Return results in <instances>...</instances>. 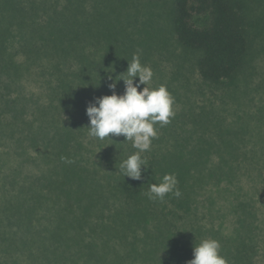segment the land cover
Instances as JSON below:
<instances>
[{
  "label": "trees",
  "instance_id": "16d2710c",
  "mask_svg": "<svg viewBox=\"0 0 264 264\" xmlns=\"http://www.w3.org/2000/svg\"><path fill=\"white\" fill-rule=\"evenodd\" d=\"M81 5L67 0L55 10L49 4L54 15L32 26L41 31V42L25 46L32 51L30 64L41 69L34 77L43 91L22 102L23 96L8 99L0 93V138L11 148L4 152V165L10 153L19 164L0 169V264H186L203 239L217 240L228 264H264L263 151L244 149L233 135L229 151L215 150L226 138L222 133L216 141L200 138L187 150L174 130L170 137L157 133L150 150L141 153L148 165L141 180H132L119 170L137 151L132 142L89 135L86 106L112 94L109 77L121 74L135 48L132 42L121 47L120 38L109 41L115 34L130 39L121 24L130 18L120 20L124 5L108 7L113 25L97 39L81 23ZM243 5V0H173V34L194 54L201 79L230 84L242 69L249 50ZM35 6L38 13L41 6ZM5 14L18 18L11 9ZM98 47L124 55L117 69H111L110 55H98ZM165 174L176 175L181 196L150 200L149 185ZM222 196L232 216L227 231L226 215L215 207L214 197Z\"/></svg>",
  "mask_w": 264,
  "mask_h": 264
},
{
  "label": "rangeland",
  "instance_id": "374dc122",
  "mask_svg": "<svg viewBox=\"0 0 264 264\" xmlns=\"http://www.w3.org/2000/svg\"><path fill=\"white\" fill-rule=\"evenodd\" d=\"M80 1L84 11V16H80L81 23L91 27L93 38L96 39L97 33L99 36L101 32L105 35L110 33L107 31L110 29L109 24L113 25L115 15L108 7L124 5L122 17L119 19L130 18V21L126 25L119 23L124 26L130 39L128 41L125 37H118L115 34L111 35L113 37L109 41L120 38L117 41L121 47L132 42L135 48L134 54L139 55L140 62L150 67L154 73L148 86L151 88L166 86L175 100L173 105L175 116L171 118V123L163 127L157 124V133L170 137L169 133L174 130L186 140L184 147L187 150L200 138L207 137L216 141L219 133H222V136L226 138H222V144L215 150L229 151L232 143L229 135H233L238 138L236 142H244V149L250 152L254 150L264 152V0H243L246 11L243 21L247 31L249 50L242 69L230 84L228 82L212 84L200 78L194 54L179 46L173 34L170 23L173 0ZM5 2L7 6H4L0 0V93L8 99L23 96L25 98L20 101L22 102L28 100L31 95H36V92L43 91L42 81L34 77V74L41 69L37 65L30 64L32 51L30 53L27 51L26 46L29 43L25 46V43L29 41L41 42L38 36L41 31L38 28L33 31L32 26L46 23L49 17L54 15L55 11H49V4L56 10L58 3L63 6L67 0H14L13 2L5 0ZM119 2L122 4L120 5ZM34 3L41 6L38 13ZM7 9L15 12L18 18L6 19ZM57 11L62 12L60 8ZM25 24L29 25L23 28L22 25ZM116 27L115 25L112 27L114 33H116ZM43 31L47 32V28L42 27ZM102 40L106 41L104 38ZM129 47L126 48L127 51L132 50ZM86 50L95 51L93 46H88ZM97 53L98 55L101 53L100 57L103 58L110 55L111 69H117L118 66L115 65L120 64L124 56L118 57L117 49L115 53L112 50L101 52L100 47ZM46 58L48 57H43V59ZM27 64L28 71L25 68ZM102 67L100 64L99 68ZM125 67L127 68V65H121V73L126 71ZM42 70L45 69L42 68ZM96 77L93 76L94 79ZM135 80H138V77L134 78V82ZM4 84L9 85L8 91L4 89ZM116 85L118 88L115 92L123 94V81L116 82ZM143 87L141 85V88ZM25 104L29 106L28 102ZM27 110L29 111V108ZM0 142V169L6 170L8 166L18 167L19 164L16 165L12 153L5 155L7 164L4 165V152L11 148L8 147L6 139L0 138ZM207 149L204 147V151H211ZM241 182L243 189H247V179L244 178ZM229 189H235V187L231 185ZM214 198L217 199L215 207L220 213L226 215L222 220L223 227L225 231L230 230L232 216L229 214L228 202L223 200L224 196ZM219 220L217 217L215 223Z\"/></svg>",
  "mask_w": 264,
  "mask_h": 264
},
{
  "label": "clouds",
  "instance_id": "9594fccd",
  "mask_svg": "<svg viewBox=\"0 0 264 264\" xmlns=\"http://www.w3.org/2000/svg\"><path fill=\"white\" fill-rule=\"evenodd\" d=\"M153 75L151 68L143 65L139 55L134 54L131 62L127 61L126 71L117 75L120 79H116L117 76L114 79L109 77L112 82L108 84V88L112 94L94 97L85 108L90 136L100 140L109 139V134L113 137L123 136L124 142L131 141L132 147L137 150L121 161L119 170L123 178L141 180L142 168L148 166L141 153L149 151L153 139L157 138L156 125L163 127L175 116L173 110L175 100L166 86L160 85L157 88L148 86ZM137 77L138 80L134 82V78ZM117 81H123V94L118 95L115 92ZM141 85L144 87L141 88ZM177 185L175 174H165L158 184L149 185L146 195L150 200L160 201L168 194L180 197L181 192ZM186 264L228 262L220 255V244L217 240L203 239L193 246L192 259Z\"/></svg>",
  "mask_w": 264,
  "mask_h": 264
}]
</instances>
